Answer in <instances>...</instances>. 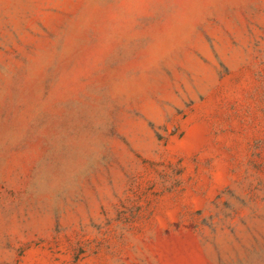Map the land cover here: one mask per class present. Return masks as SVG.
<instances>
[{"label": "rangeland", "instance_id": "374dc122", "mask_svg": "<svg viewBox=\"0 0 264 264\" xmlns=\"http://www.w3.org/2000/svg\"><path fill=\"white\" fill-rule=\"evenodd\" d=\"M0 264H264V0H0Z\"/></svg>", "mask_w": 264, "mask_h": 264}]
</instances>
